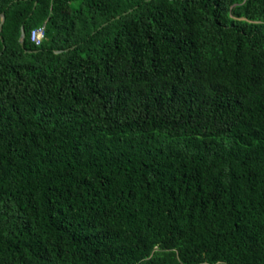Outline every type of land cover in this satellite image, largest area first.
I'll return each mask as SVG.
<instances>
[{"label": "trees", "instance_id": "trees-1", "mask_svg": "<svg viewBox=\"0 0 264 264\" xmlns=\"http://www.w3.org/2000/svg\"><path fill=\"white\" fill-rule=\"evenodd\" d=\"M2 13L0 264H264V0Z\"/></svg>", "mask_w": 264, "mask_h": 264}, {"label": "built area", "instance_id": "built-area-1", "mask_svg": "<svg viewBox=\"0 0 264 264\" xmlns=\"http://www.w3.org/2000/svg\"><path fill=\"white\" fill-rule=\"evenodd\" d=\"M30 38L37 45H41L46 38V26H45V24L34 27L31 30Z\"/></svg>", "mask_w": 264, "mask_h": 264}, {"label": "water", "instance_id": "water-1", "mask_svg": "<svg viewBox=\"0 0 264 264\" xmlns=\"http://www.w3.org/2000/svg\"><path fill=\"white\" fill-rule=\"evenodd\" d=\"M127 12H125L126 14ZM120 15L117 16V18H119ZM5 21V13H2V16H1V24L0 26L2 27L3 23ZM25 37H26V32H25V27L23 26L22 29H21V37H20V42L23 43L25 41ZM68 50V49H66ZM64 49H61V50H56L55 52L57 53H60V52H63Z\"/></svg>", "mask_w": 264, "mask_h": 264}]
</instances>
